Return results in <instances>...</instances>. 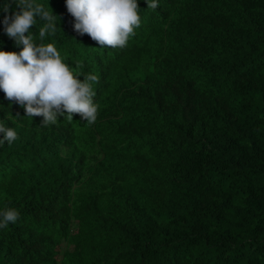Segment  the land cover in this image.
<instances>
[{
    "label": "trees",
    "instance_id": "1",
    "mask_svg": "<svg viewBox=\"0 0 264 264\" xmlns=\"http://www.w3.org/2000/svg\"><path fill=\"white\" fill-rule=\"evenodd\" d=\"M56 18L54 43L95 74L93 124L43 117L0 91V264H264V0H138L123 48L73 30L65 0H34ZM19 11L0 0V51ZM80 65V67H77ZM0 139L3 135L0 134Z\"/></svg>",
    "mask_w": 264,
    "mask_h": 264
},
{
    "label": "clouds",
    "instance_id": "2",
    "mask_svg": "<svg viewBox=\"0 0 264 264\" xmlns=\"http://www.w3.org/2000/svg\"><path fill=\"white\" fill-rule=\"evenodd\" d=\"M19 11L7 15L9 4L3 6L2 21L5 34L22 45L19 53L0 51V91L9 101L24 109L28 117H43L42 126L55 125L59 117L73 120L79 115L89 125L96 121L98 106L93 85L99 83L95 74L83 76L64 62L54 43H34L29 29L36 18L46 21L39 30V38L57 30L55 16L34 0H12ZM147 8L156 10L159 0H144ZM68 14L74 19L73 30L87 35L100 47L123 48L140 27L138 0H65ZM80 67V65H77ZM0 144L17 139L12 128L0 123ZM19 219L16 209L0 212V228Z\"/></svg>",
    "mask_w": 264,
    "mask_h": 264
}]
</instances>
